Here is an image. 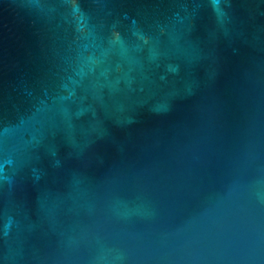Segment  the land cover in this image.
<instances>
[{"label": "water", "instance_id": "95a60500", "mask_svg": "<svg viewBox=\"0 0 264 264\" xmlns=\"http://www.w3.org/2000/svg\"><path fill=\"white\" fill-rule=\"evenodd\" d=\"M0 264H264V0H0Z\"/></svg>", "mask_w": 264, "mask_h": 264}]
</instances>
